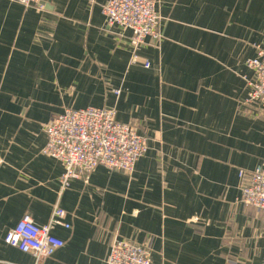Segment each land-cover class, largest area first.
Instances as JSON below:
<instances>
[{"label":"crops","instance_id":"0c3cea01","mask_svg":"<svg viewBox=\"0 0 264 264\" xmlns=\"http://www.w3.org/2000/svg\"><path fill=\"white\" fill-rule=\"evenodd\" d=\"M157 1L162 38L133 63L107 0H0V264H105L115 239L146 246L152 264H261V215L239 202L238 171L264 166V111L243 104L264 0ZM89 107L114 109L148 150L131 176L99 166L62 190L44 128ZM55 206L70 227L53 229L64 246L52 257L4 244Z\"/></svg>","mask_w":264,"mask_h":264},{"label":"built area","instance_id":"2783aa9c","mask_svg":"<svg viewBox=\"0 0 264 264\" xmlns=\"http://www.w3.org/2000/svg\"><path fill=\"white\" fill-rule=\"evenodd\" d=\"M11 1L23 7L42 8L44 0ZM157 5V0H107L102 6L101 13L108 28L115 27L121 34L130 32L133 63L138 61L136 52L147 40L158 44L162 38ZM143 65L149 68L148 62ZM245 65L252 78L247 81L243 104L264 111V46L257 47L256 56L246 60ZM113 93L118 96L120 92L114 90ZM115 115L114 109L107 108L65 110L45 126L46 145L42 154L61 164L62 190L69 188L72 180L90 174L99 166L132 175L137 161L148 150V140L138 135L133 125L117 122ZM238 178L242 182L239 202L260 213L264 233V166L252 172L239 170ZM65 218L66 212L58 206L53 208L49 222L43 226L24 216L5 234L3 242L36 259L50 258L64 246L52 231L56 226L68 229ZM105 264H152L151 254L144 245L115 239ZM261 264H264V250Z\"/></svg>","mask_w":264,"mask_h":264}]
</instances>
